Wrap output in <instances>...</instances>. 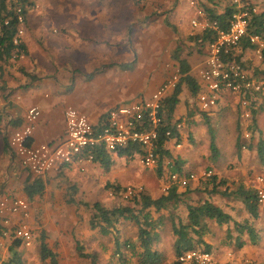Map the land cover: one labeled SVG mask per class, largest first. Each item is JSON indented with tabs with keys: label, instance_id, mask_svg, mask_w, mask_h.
I'll list each match as a JSON object with an SVG mask.
<instances>
[{
	"label": "crops",
	"instance_id": "obj_1",
	"mask_svg": "<svg viewBox=\"0 0 264 264\" xmlns=\"http://www.w3.org/2000/svg\"><path fill=\"white\" fill-rule=\"evenodd\" d=\"M33 1L37 8L28 10V29L22 36L25 53L18 61L11 62L13 64L10 63L0 71L6 89L4 93L6 103L0 110V197L4 195L26 197L23 186L29 178V173H24L22 167L18 168V158L9 146V137L14 129L21 126L27 108L35 106L41 112L31 141L57 143L65 136L63 111L67 106L85 113L89 120L96 124L104 118L109 109L148 97L171 73L167 61L162 63L161 69H156L154 64L157 57H162L163 60L169 59L167 53L161 54V48L156 46L158 41L162 42L161 34L170 37L173 32L164 24V18L142 21L132 17L133 23L128 25H125V19L118 18L123 14V10H138L143 5L150 12L153 7L160 4L161 0ZM169 1L165 0L166 3ZM197 4V0H188L185 7L192 8L195 15L197 13V19L203 20V16L197 10ZM177 23L180 25L178 32H184V23L181 21ZM128 27L131 29L129 30ZM126 40L132 45L128 60L125 59ZM250 51L247 48L243 50L242 59L248 66L253 65L251 60L258 65ZM251 56L253 58H250ZM180 57L187 60L190 75L196 79L199 90L202 89L198 72L203 54L199 52L197 56L195 54L189 56L184 52ZM172 61L170 65H177L176 61ZM124 64H132V66L124 68ZM152 77L150 85H146ZM181 88L171 119L173 123L181 124L177 137L179 146H175L173 140L165 142L164 146L171 155V158L165 159L163 173L160 176H163L165 181L158 179L155 167L142 165L138 154L134 156L137 157L138 164L144 168L136 174L129 167L126 156H118L116 153H110L112 162L108 170L101 168L96 162L85 163L83 172L87 173L86 177L80 175L81 172L72 166L59 172H50L41 177L44 180L43 192L28 199L34 238L30 246L21 245L20 251L25 250L30 255L38 256L40 235L43 234L48 249L54 254L56 264H97L96 256L98 255L100 260L107 257L110 251L116 250V241L127 263L129 260H134L135 255L129 246L130 244L138 246L136 225L129 220L120 221L114 231L105 235L98 229H91L90 210L84 205H73L68 202L69 188L73 186L71 182L76 186L81 185L82 188L87 187L82 194L84 199L80 202L75 198L82 192L78 188L73 190L71 197L75 202L90 204L99 201L103 206L111 208L124 202L123 195L119 197L114 191L106 190L105 185L119 186L122 192L127 186L141 187V190L148 191L156 198L164 192L163 185L168 183V175L175 172L179 177H187L184 185L172 183L178 186L177 191L182 194L176 208L181 222L185 223L187 220V204H195L198 200H209L230 214L234 221L241 222L248 219L255 227V223L263 214L264 205L258 204L259 218L253 220L242 201L220 193L209 195L207 190H204L203 184L207 178H203L201 174L211 170L212 175L225 180L229 187L242 183L245 187L256 190L258 186L256 178L264 177V162L258 159L256 151V141L259 138L264 140V112L257 111L253 115L251 104L247 108L250 117H243L238 97L229 93L225 94L211 112H202L197 107V95L192 96L185 85ZM172 92L173 90H170L166 96L171 95ZM135 96L139 97L134 101L123 103L125 99ZM262 103L258 101L253 104L257 109ZM228 114L231 116L229 120L226 119ZM220 133H226L224 139L227 136L233 138L232 155L235 157L232 160L228 158L216 163L219 144L223 139L218 142ZM211 140L216 147L214 154L210 150ZM250 144L249 148L247 145ZM173 160L177 161L180 172L174 170ZM228 163L238 165L234 167V174H225L224 166ZM94 175L99 177L93 179ZM126 175L133 179L126 180L124 178ZM190 175L194 177L189 178ZM235 175L240 176L229 178ZM151 178L153 182L158 181L159 187L150 184ZM86 180H94V182L89 181L91 185L85 186L83 181ZM98 185L105 192L103 197L97 194L100 189ZM148 185L153 189L149 190ZM151 214L155 219L161 215L164 217L168 215L166 211L154 213L153 210ZM206 223L208 232L204 234L203 240L210 245L222 241V237L226 235L224 231L232 228V223L222 226H218L213 221ZM168 225L169 223L164 220L163 226L157 229L160 237L157 243H154V248L161 254L158 264H170L175 257L173 252L172 254L161 252V245H165L164 240L168 236L166 231ZM215 229L220 231L221 237L218 239L214 235ZM233 234L236 235L235 232ZM169 236L168 247L173 251L175 238L172 234ZM5 241L0 237V263L9 256V244ZM78 245L83 253L90 255L80 256L77 251ZM251 246L252 244L246 243L238 250L232 247L238 251H236L237 261L241 260L243 251L251 250ZM195 249L202 250V247ZM210 252L215 262L221 264V259H215L212 249ZM115 256L118 257L117 254ZM44 261L50 264L49 258Z\"/></svg>",
	"mask_w": 264,
	"mask_h": 264
},
{
	"label": "built area",
	"instance_id": "obj_2",
	"mask_svg": "<svg viewBox=\"0 0 264 264\" xmlns=\"http://www.w3.org/2000/svg\"><path fill=\"white\" fill-rule=\"evenodd\" d=\"M16 2L17 0H6ZM237 5V11L232 15L229 30L218 31L216 23L206 20H191V26L204 30L211 27L217 30L215 38L206 43L203 49V60L199 68L198 77L202 85L197 94V107L199 111L211 112L218 105L226 93L236 95L243 117H250L247 109L251 102H264V76L254 73L251 66L246 65L242 59L240 40L247 36L250 49L259 62L261 50L264 48V21L263 30L258 33L247 32L250 14L258 11V6L249 7L248 1L232 0ZM18 27L13 37V43L18 44L24 35V16L20 6L14 9ZM8 23V20L4 22ZM237 56L241 58L236 59ZM17 54H13V59ZM249 68V69H248ZM180 79L178 67L172 68L171 73L164 81L146 98H141L130 104L119 105L107 111L103 122L98 129L88 116L72 106H67L63 111L65 136L57 143H33V133L38 124L40 110L31 106L23 115L20 127L13 130L9 137V146L18 158L22 169L32 176H44L50 172L93 162L91 150L102 145L109 153L137 144L141 153L138 154L139 162L146 167H155L158 155L156 145L158 141V126L162 121L161 102L170 90H173ZM2 80L0 79V86ZM5 94L0 91V110L6 103ZM177 135L169 129L165 131L168 141L177 142L179 122H174ZM247 136V135H246ZM203 178L212 175L211 170L202 172ZM190 175L189 178H193ZM168 183L163 185L166 191L173 182L186 184L187 177H179L177 173L168 175ZM258 186L255 190L257 204L264 205V177L256 178ZM141 187L127 186L122 195L124 198L141 191ZM30 203L24 197L4 195L0 197V237L4 240H19L22 246L31 245L34 233L30 224ZM181 262H194L195 264H216L210 251L193 249L182 252L178 256ZM147 264V263H144Z\"/></svg>",
	"mask_w": 264,
	"mask_h": 264
},
{
	"label": "trees",
	"instance_id": "obj_3",
	"mask_svg": "<svg viewBox=\"0 0 264 264\" xmlns=\"http://www.w3.org/2000/svg\"><path fill=\"white\" fill-rule=\"evenodd\" d=\"M207 1L209 2L212 0ZM246 1L250 3L248 5L249 7L252 5L258 6V11L250 14L247 32L248 34L261 32L263 30L262 24L264 21V8L261 4H257L253 0ZM17 5L23 10L25 30L28 29V10L31 8H37L33 0H17L16 2L0 0V71L11 62L18 61L20 56L25 53L26 50L22 37L20 38L18 44L13 43V37L18 27V22L14 14V9ZM197 10H199L200 14L203 16V20H206L209 23H216L218 31L226 32L229 30L232 15L237 11V5L232 0H224L222 8L218 11L215 8L208 7L207 4L202 2V0H199ZM122 15L118 16V18L121 17L124 20V14ZM6 20H8L7 24L4 23ZM165 24L174 30V32L176 31L175 26L171 25L168 21H165ZM217 30L207 27L199 32L195 31L188 37V39L194 43L198 52L203 54V49L205 48L206 43L215 38ZM240 46L242 51L246 48H253V45L249 43L247 36L241 38ZM14 53L17 54V57L13 59L12 57ZM180 55L181 50L178 47L175 48L171 55L172 59L177 63V65H173V68L175 66L178 67L180 79L173 89L172 94L166 96L161 102L162 121L157 128L159 133L156 145V154L158 155V159L155 166L156 172L159 176L163 173L165 159L171 158L169 151L164 146L165 142L169 140V138L165 136V131L169 129L172 134L177 135V130L171 119L174 107L178 103V95L182 90L181 86L185 85L190 94L194 97L199 91L196 79L189 73L190 66L187 60L181 58ZM239 58H241V56L236 57L238 60ZM253 65L255 66L251 67L254 69V73L264 76V48L261 50V60L258 62V65L256 63ZM130 66H132V64L123 65L124 68H128ZM0 79L2 80L1 72ZM0 91L3 93L6 92L3 80L2 85L0 86ZM253 103L251 102L253 115H255L257 111L264 112V102L260 104L257 109L254 107ZM103 119L104 118L96 124H93V127L98 129L103 122ZM250 141L252 142L251 144H253V141ZM251 144L247 146L250 148ZM210 150L212 154L216 152L213 140L210 142ZM256 151L258 159L264 162V140L261 138L256 141ZM91 152L93 153L92 161L98 163L101 168L108 170L112 162L110 153L105 150L102 145L96 146L91 150ZM139 153H141V150L137 144H130L127 147L116 151L118 156L126 157H132ZM173 166L174 170L178 172L181 171L178 168L176 160H173ZM41 177H35L29 174V178L23 186V191L26 196L24 198L26 200L32 199L35 195H39L43 192L44 180ZM203 184L205 185L204 190H207L209 195L213 193H220L223 196H233V198L242 201L245 210L253 220H257L259 218L256 192L254 189L245 187L242 183L229 187L225 180H222L221 178L218 179L215 175L208 177ZM106 186L109 187L111 185L107 184ZM112 187V191H114L117 196L121 197L122 188L116 185ZM177 190L178 186L176 184H171L166 191L156 198H154L148 191L141 190L127 198L122 196V199L125 202L111 208L103 206V204L99 201H95L90 204L83 202L82 204L91 212L89 217V227L91 229H98L100 233L104 235L114 231L116 224L120 221L129 220L136 225L138 246L136 247L135 244H130L129 248L132 253L137 256L138 264L159 263L161 254L154 248V243L157 242L160 237L157 229L163 226L162 224L164 220L169 223L166 231L170 235L172 234L175 238L173 241V251L175 256L173 264H195L194 262L184 263L178 260V256L184 251L193 250L197 247H202V250L205 251L211 250V245L203 240L204 234L208 232V225L206 221H213L218 226L232 223V228H227L224 231L226 234L225 238L227 239L226 245L230 247L240 249L246 243L255 245L258 242L259 233L256 231L254 224L251 221L248 219L241 222L234 221L230 214L209 200H198L195 204H187V220L185 223L181 222L175 213L182 196V194ZM68 202L73 203L74 199H68ZM152 210L154 213L166 211L168 215L166 217L161 215L155 219L151 214ZM233 232H235L236 235H234ZM116 244V250L114 253L122 259L123 253L120 252L117 241ZM20 247L21 242L19 240L9 243V256L0 264H24L21 251L19 250ZM77 251L82 257H88L87 255H90L83 253L79 245L77 246ZM39 258L41 260L49 258L50 264H56L54 254L48 249L43 234L40 235Z\"/></svg>",
	"mask_w": 264,
	"mask_h": 264
},
{
	"label": "rangeland",
	"instance_id": "obj_4",
	"mask_svg": "<svg viewBox=\"0 0 264 264\" xmlns=\"http://www.w3.org/2000/svg\"><path fill=\"white\" fill-rule=\"evenodd\" d=\"M187 1L188 0H173V1L170 0L169 2L166 3L165 0H161L160 4H158L155 7H153L150 12H148L145 9V5L141 6V8L138 9V10L137 9H134V10H123V12H124L123 14H124V17H125V25L133 23L132 22V17L134 19H136V20H142V21H149L150 19H156V18H162L163 17L164 18V22L168 21L171 25L175 26V28H176L175 32H174V30L170 29L171 31H173L170 37H167V36H164V34H161L160 37L162 39V42H160L161 41L160 40V41H158V44H156V46H158V48H161V54L166 52L167 55H168V58H169V59L164 58V60H163L162 57H157L156 62L154 63L155 66H156V69L157 68L161 69L162 63L163 62L165 63L167 61V63H169L170 72L172 71L173 66L170 65V63L171 62L173 63V61H172L173 59H172L171 55H172V52L177 47L180 48L181 55H182V53L185 52L189 56L192 55V54H195V56H197V54L199 53L197 48L195 47V45L192 44L191 42L189 43L188 37L195 32V29L191 26V23H190L191 20L192 19H195L197 21H201V20L197 19V13L195 15V11L192 8H190V7L188 8L187 6L185 7V3ZM197 1L199 2V0H197ZM253 1L256 2L257 4L258 3L261 4L262 7L264 8V0H253ZM170 2H172V4H170ZM202 2L207 4L208 7L215 8L216 10L220 11V9L223 6L224 0H212V1H209V2L207 0H202ZM180 21H181V23H184L185 31L182 32V31L179 30L182 33L178 32V30H177L178 28H180V25H178L177 22H180ZM130 29L131 28H129V30ZM162 36H164V37H162ZM124 48H125V50H127V52L125 51L126 52L125 59L128 60V57L131 56V54H129V52L132 51L131 50L132 49L131 42L126 40L125 43H124ZM199 55H201V54H199ZM203 58H202V60H203ZM250 58H253V56H251ZM251 61H252V64H255V62L253 60H251ZM252 66H255V65H252ZM141 78H142V76H141ZM152 80H153V77L150 79V81L148 83H146V85H150V82ZM145 88L147 89V86ZM23 90H24V88H22V91ZM141 93L143 94V93H146V92H141ZM142 94H140V95H142ZM139 96H135V97L129 98L127 100L125 99V101L123 103H128V102L134 101V99H136V97H139ZM120 103H122V102H120ZM230 118H231V116H230V114H228L226 119L229 120ZM225 135H226V133H220V135L218 136L219 137L218 138V142H220L222 138L223 139L221 141L222 143L219 144V153H218V157L216 159L217 160L216 163L221 162V161H223L225 159H228V158H229V160H232L235 157L234 155H232L233 154V146H234L233 142H232L233 138L227 136L228 139H227V137H226V139H224ZM126 159H128V162H129V165H130L129 167L133 170L134 174L139 173L140 170H142L144 168V167H142V166H140L138 164L139 162H138L136 156L126 157ZM85 166H86V164L84 163V164H80V165H73L72 167H74L77 171L79 170V172H81L80 175H82L83 177H86L87 173L83 172ZM236 166L238 167V165L234 166L232 163H228L227 165H225L224 166L225 174H227V175L228 174H234L235 173L234 172L235 171L234 167H236ZM125 167H126V164H125ZM18 168H21L19 163H18ZM22 171L27 174V172L24 169ZM155 172H156V169H155ZM156 174H157V172H156ZM239 176L240 175H235L234 177L232 176V177H229V178H236V177H239ZM98 177L99 176L94 175L93 179H96ZM157 177H158V179H163L164 180L163 176L160 177L157 174ZM124 178L126 180L133 179L132 177L130 178L129 175L124 176ZM229 178H226V180H228ZM89 181L91 183H92V181L94 182V180H86V181H83V184H85V186L86 185L89 186V185H91ZM155 181H157V180H155ZM71 183H72L73 186H71L69 188L70 194L68 195L67 199H71L72 198L71 196L74 193L73 190L78 188L79 191H81L82 193H80V195L77 196V197L75 196L76 197L75 199L79 200V202L82 201V199H84V197H82V194H84V192L86 190L84 188H87V187L82 188L81 185L77 184V181H75L77 186L75 184H73V182H71ZM150 184L153 187H159L157 185L158 181L157 182H153L152 178L150 180ZM96 186H97V184H96ZM112 186H115V185H111L109 187L105 185V189L108 190V191H111V190H113ZM98 187L100 188L99 185H98ZM148 187H149L148 188L149 190L153 189L150 185H148ZM88 189H90V188L88 187ZM97 194H98V196L103 197V194H105V192H104V190L102 188H100V189H98ZM74 204L83 205L82 203L75 202V200L73 202V205ZM175 213H176V210H175ZM176 215H177V213H176ZM255 228L260 233L259 240H258L256 246H254V245L251 246V250H248V251H245V252L243 251V253H241L242 257H241L240 261H237L236 251L238 249L235 250L234 248L226 245L227 239L225 238V236L222 237V242H221V240H219L218 244L211 245V247H213L211 249H212V251L215 254V259L216 260L218 258L221 259V261H220V262H222L221 264H264V208H263V214L260 216V219L258 220V222L255 223ZM167 235L168 236H166V239L164 240L165 245H161L160 244L161 248H162L161 252L165 253V254H167V253L172 254V252H173V254H174V251H171L170 248L168 247V246H170V244H169L170 243V240H169V237H170L169 235L170 234L168 233ZM214 235H215V237L217 239L219 237H221L220 231H218L217 229H215ZM5 243L9 244L10 242L6 240ZM156 243L157 242H155V244ZM4 247H6V246H3V248ZM229 249H231L232 251H229ZM113 251L115 252V250H113ZM113 251H110L107 254V257H104L101 260L98 258L99 256L97 255L96 256L97 259L95 260L96 263L97 264H138L137 263V261H138L137 256L133 255L135 257L134 260H129V262L127 263V261L124 258L123 259H119V257L115 256V253L113 254ZM170 251H171V253H170ZM21 254H22V258L24 259V264H47L44 260H41L39 258V253H38V256L37 255L33 256V255H30L27 251L23 250V251H21ZM36 257H37V259L35 260ZM0 258H1V256H0ZM173 260L170 262V264H173Z\"/></svg>",
	"mask_w": 264,
	"mask_h": 264
}]
</instances>
